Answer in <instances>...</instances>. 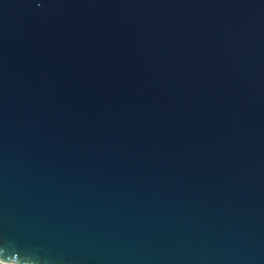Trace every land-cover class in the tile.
<instances>
[{"label":"water","instance_id":"95a60500","mask_svg":"<svg viewBox=\"0 0 264 264\" xmlns=\"http://www.w3.org/2000/svg\"><path fill=\"white\" fill-rule=\"evenodd\" d=\"M0 262L264 264V0H0Z\"/></svg>","mask_w":264,"mask_h":264},{"label":"trees","instance_id":"16d2710c","mask_svg":"<svg viewBox=\"0 0 264 264\" xmlns=\"http://www.w3.org/2000/svg\"><path fill=\"white\" fill-rule=\"evenodd\" d=\"M0 264H4V263H1V262H0Z\"/></svg>","mask_w":264,"mask_h":264}]
</instances>
